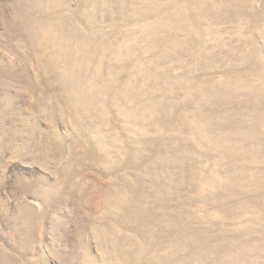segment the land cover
I'll return each instance as SVG.
<instances>
[{
  "label": "rangeland",
  "instance_id": "rangeland-1",
  "mask_svg": "<svg viewBox=\"0 0 264 264\" xmlns=\"http://www.w3.org/2000/svg\"><path fill=\"white\" fill-rule=\"evenodd\" d=\"M0 264H264V0H0Z\"/></svg>",
  "mask_w": 264,
  "mask_h": 264
}]
</instances>
